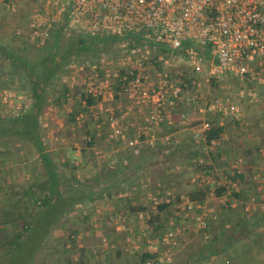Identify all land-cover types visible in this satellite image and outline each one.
Returning <instances> with one entry per match:
<instances>
[{
	"label": "built area",
	"instance_id": "built-area-1",
	"mask_svg": "<svg viewBox=\"0 0 264 264\" xmlns=\"http://www.w3.org/2000/svg\"><path fill=\"white\" fill-rule=\"evenodd\" d=\"M27 1L31 6L27 25L15 35L24 37L36 49L60 46L69 39H116L107 49L103 48L104 43H98L97 55L77 62L75 74L64 75L62 84L70 89L81 86L97 101L111 100L115 95L131 97L138 106H150L148 116L153 123L160 122L177 102L188 108L183 113L188 116V110L203 100L198 92L201 85H210L222 76L235 77L255 87L264 86V0ZM5 6L13 10L14 2H5ZM109 54H113L112 59ZM169 56L183 57L186 64H171ZM0 102L20 111L26 101L12 89L4 88L0 89ZM207 109L213 117L217 115L218 126L225 119H235L240 112L227 97L217 95L210 99ZM210 126L202 123L194 129L192 140L196 147L214 144V140L207 142L205 138ZM109 127L108 140L124 139L117 124L112 122ZM125 144L133 154L139 152L138 136L126 139ZM192 161L200 166L199 177L211 174L203 158L194 156ZM240 162L236 159L231 164L222 194L214 195L212 189L216 204L192 201L182 193L176 196L174 215L192 221L204 239L219 211L236 206L232 192L238 186L235 176ZM254 180L258 186L264 182L258 175ZM154 201L157 204L159 200ZM242 209L250 217L264 210V203L251 198ZM182 230L170 220L160 241L173 247ZM152 263L153 260H147L145 264ZM224 264L233 263L226 259Z\"/></svg>",
	"mask_w": 264,
	"mask_h": 264
},
{
	"label": "crops",
	"instance_id": "crops-1",
	"mask_svg": "<svg viewBox=\"0 0 264 264\" xmlns=\"http://www.w3.org/2000/svg\"><path fill=\"white\" fill-rule=\"evenodd\" d=\"M10 1L14 2V9L16 10L17 5L18 8L19 6L28 5L24 27L27 25L30 12L28 11L30 10V4L27 0H0V43L2 44H10L6 41L7 37H4L8 32L9 23L7 17L3 16V12H9L5 2ZM9 13L12 14L13 12L10 11ZM11 38L17 37L13 36ZM247 91H249V88L245 87L242 94L239 93L237 96L239 102L236 101V105L240 109L238 116L232 120L225 119L222 125L223 131L217 139H213L214 144L206 145L202 149L195 146L192 140V132L195 128L202 126V123L214 125L218 120L217 115L213 117L205 107L206 105L201 104L204 107L200 106V109L199 106L195 107L194 110L190 108L188 110L189 115L185 117L183 113L187 107L183 102H177L174 106L168 108L160 122L153 123L148 116L150 106H138L131 97L118 96L107 101H97L91 107L92 123L88 128L93 136V144L88 147L86 144L77 146L75 154L78 155V158L76 162L71 160L70 165L76 167V170L84 168L85 172H90L91 175H88L90 178L86 180L89 184L91 181L102 180L103 188L100 189L101 191L92 192L93 190H89L90 195L82 197L88 202L90 201V207H87V210L79 215L84 219L85 213L89 215L99 213L96 215H102L103 219L98 222L94 217L93 220H96V222L87 223L85 226L80 225L81 223L77 225L65 224V220L54 223L52 225L54 233H51L54 238L50 242L54 244L53 247L57 248L55 243L59 241L66 248L63 253L66 255L65 258L57 264H140L138 255L142 251L154 254L156 264H171L172 247L168 248L160 241L161 234H153L159 224L154 220L160 216L162 217L166 211V209L158 211V205L165 203L168 205V209L173 206L174 215L175 202L178 200L176 196L180 193L186 195L188 190L194 188H208L209 193L203 202L208 205L216 204L212 189L222 185L226 188L229 170L233 166L231 164L236 159L241 160L240 164H237L238 175H240L237 177L239 180L238 186L233 190L236 194L233 195L236 206L222 208L218 215H221L225 209L242 207L243 203L251 198L264 203V182L261 186H258L254 180L255 175L264 179V107L257 109L258 100L256 98L254 100L255 94L248 95L250 91ZM224 97H227L230 101L233 100L231 96ZM112 122L123 130L124 139L112 142L108 140L109 125ZM42 125L44 124L42 123ZM137 136L139 140L138 150L147 146L155 152L150 156V159H140L137 160L136 164H129L127 158L124 157V152L130 151L125 141ZM100 138L105 140V145L98 143ZM43 139L44 145L47 147L45 138ZM3 146V148L0 146V169L4 170L5 168L8 172L9 167L28 166L30 159L25 155L23 159L18 154V148L13 146V141H7ZM83 147L85 151L84 154H81L80 149ZM14 150H16L15 153ZM99 151L107 152V157L112 154V158L99 162L95 159L87 160L89 156L94 158ZM82 155L86 157L87 163L83 167H77L78 161H82ZM194 156L204 159L211 169V174L204 177L198 176L197 165H191ZM33 158L35 159V156ZM101 163L103 164L101 165ZM98 165L99 170L96 168ZM33 166H37V164L34 162ZM126 170L129 172L134 170V173L128 176L127 179L125 177L127 176ZM2 175L0 189L1 194H3L2 202L5 203V201L7 202V193L17 188H12L13 172ZM23 175V172H21L20 176ZM22 179L21 190L23 189L22 183L24 184ZM110 184L112 185L110 186ZM63 196L66 199L69 195L64 193ZM260 196L263 199H260ZM159 198H161L160 201L154 204V200ZM97 200H101V204ZM76 202L69 207L76 208L86 203ZM8 203L11 205L13 202L9 200ZM130 206H142V209L132 212ZM63 211L66 212L67 210ZM117 212L127 218H132V221L135 222L131 224L130 222H124V219H122L119 224L114 226V222L109 221L110 217L107 214ZM106 216L109 218L107 221ZM252 216H257L263 220L264 210H259L253 213ZM179 219L183 223H190L187 226H182L183 230L178 237V245L181 242L184 244L190 237H193L192 235L199 232L195 224L183 215H174L169 221L176 220L178 222ZM261 223L259 231L264 232V220ZM51 227L49 228L50 232ZM66 230H71L72 233L66 235L67 241H60L61 237L59 235H62V232ZM12 231L11 229V233ZM77 238H81V240H76ZM71 241H74L77 246L76 249L81 248L83 250L81 255L71 247ZM47 243L44 241V245H47ZM68 252L70 253L68 254ZM168 252H170L169 257L167 256ZM237 255L235 262H230L233 264H264V241L259 243L257 248H251ZM212 264L218 263L212 260Z\"/></svg>",
	"mask_w": 264,
	"mask_h": 264
},
{
	"label": "trees",
	"instance_id": "trees-1",
	"mask_svg": "<svg viewBox=\"0 0 264 264\" xmlns=\"http://www.w3.org/2000/svg\"><path fill=\"white\" fill-rule=\"evenodd\" d=\"M16 44L0 43V86L13 84L26 96L27 101L20 109L14 110L13 107L6 106L0 102V146L3 148L4 143L13 141L14 147L26 146V157L35 156L34 166L30 171V183L22 190H11L7 193V202L0 205V253H8L13 246H17L28 234L30 230L40 224L44 217L48 218L43 227L39 240L44 242L47 237L51 236L49 228L59 219L57 210L60 206L64 208L74 205L76 201H82V197H87L90 192H80L82 196L77 200L75 194L80 191L78 185L81 182L71 178L65 180L63 172L65 167H69L70 173L76 170L71 166V152L77 150V145L86 146L93 144V136L88 129L92 123L91 107L97 102L85 92L70 89L67 85H61V79L73 62L78 60L83 54H89L91 58L98 52V43H104L106 49L116 41L115 38H93V39H72L63 46L52 45L44 50H39L30 45L24 37L14 38ZM16 79H18L16 81ZM59 85L55 97L50 100L49 93L51 87ZM79 94L76 98L75 95ZM74 95V96H73ZM118 97V95H115ZM71 100V109L67 114V123L69 126L70 142L74 144L66 148L65 159L62 157L63 165L59 164V153L51 154L44 145L43 131L40 126V117L46 106L51 103L58 109ZM84 115H82V114ZM84 117L80 126H77L78 116ZM99 122V121H98ZM97 122V123H98ZM95 123V125H97ZM100 124V123H99ZM223 127L216 124L210 126L205 134L206 141L217 139L222 133ZM77 134V135H76ZM80 137L84 140H80ZM46 142V141H45ZM84 153V147L81 149ZM155 151L151 148L142 147L137 154L132 151L124 152L129 164H136L137 160L150 159ZM159 153V152H158ZM165 153V152H164ZM56 156V157H55ZM55 157V158H54ZM191 163V162H190ZM195 166V163H191ZM199 167L200 166H196ZM6 169H0V178L2 174H7ZM127 177L134 173V170H128ZM236 175L235 177H239ZM230 177V176H228ZM74 182L77 185H74ZM112 184H110L111 186ZM73 191V194H70ZM101 191V190H100ZM104 191V190H103ZM225 191L222 185L216 187L214 195H220ZM69 196L64 199L63 194ZM209 193L208 188H194L186 192V196L196 202H203ZM232 195H236L232 192ZM12 204L9 205V200ZM56 209V214L50 216V212ZM131 211L135 212L142 209V206H130ZM158 211L168 210V205L160 203ZM263 219V218H262ZM264 220V219H263ZM259 217L247 216L241 206L237 209H225L218 218L211 223L208 230V237L203 238L200 231L197 233L195 240L189 242L181 252L175 253L177 246H173L171 264H212V259L218 263L224 264L227 259L235 262L236 255L244 253L251 248H257L259 243L264 241V232L259 228L263 221ZM13 231L11 233V229ZM192 227V226H191ZM192 229V228H190ZM264 231V230H263ZM71 247L79 255L82 254L81 248L76 249L74 241H71ZM237 255V256H238ZM140 264H145L147 260H153L156 264L154 254L142 251L138 255ZM65 258V257H64ZM223 258V259H221ZM57 258L55 263L60 262ZM83 263L82 261H80ZM168 264V263H167Z\"/></svg>",
	"mask_w": 264,
	"mask_h": 264
},
{
	"label": "rangeland",
	"instance_id": "rangeland-1",
	"mask_svg": "<svg viewBox=\"0 0 264 264\" xmlns=\"http://www.w3.org/2000/svg\"><path fill=\"white\" fill-rule=\"evenodd\" d=\"M28 9V5H24V6H19L18 8V5H17V10L16 9H13V10H9V12H13L12 14H10L9 12L6 13V12H3V16L4 17H7V20H8V23H9V28H8V32L5 34L4 37H7V42H10L13 43L14 45L16 44L17 40L16 39H10V37H13V36H16L15 35V32L17 30H22L24 29V25H25V14L26 11ZM30 9H31V6H30ZM8 10V9H7ZM30 11V10H28ZM16 37H20V36H16ZM21 38V37H20ZM72 39H69L68 41H70ZM66 41V42H68ZM65 44V43H64ZM64 44H61L59 47L63 46ZM107 49V48H106ZM99 51V49H97ZM103 52V51H102ZM98 52L95 53V56L97 55ZM109 59H112L113 58V54H109L108 55ZM85 58H91V56L89 54H83L82 56H80L78 58V60H76L75 62H73L69 67L68 66V69L67 71L65 72V76L69 75L73 72V74H75V71H74V65L77 63V62H80V61H83ZM168 61L173 64V63H178V64H182V65H185L186 64V61L183 57H181L180 59L179 58H176V57H173V56H169V59ZM152 73L149 72V75L151 76ZM78 79V78H77ZM18 79H16L17 81ZM200 80V79H199ZM238 80V81H237ZM61 83V82H60ZM61 85H63L61 83ZM60 86L59 85H54L51 87V90H50V95H49V99L52 100L55 95H56V90H58L57 88H59ZM249 88V91L254 93V100L256 98L257 101V109L259 108H262L264 107V87L262 86H251L249 84H244L240 79L238 78H235V77H230V76H222L216 80H212V83L210 85H207V84H203L201 85V87L199 88L198 92L203 96V100L200 101L196 106H201V107H207L208 106V103L210 101V99L214 96H231L233 100H231V102L236 105V101L239 102V98L237 97L238 94L240 93V90H243L244 88ZM4 88H10L12 89L14 92H16L18 95H21L24 97V95L18 91H21L18 86H16L15 83L13 84H7V85H3V86H0V89H4ZM77 89L78 90V93H79V90L83 91V87L81 86H77V87H74L73 90ZM190 91L193 92V89H191ZM247 91V92H249ZM254 91V92H253ZM249 92V93H250ZM77 93V94H78ZM26 102H28L26 99H25ZM50 103L46 106L43 114L41 115L40 117V126H41V129L43 131V136L45 138V141H46V145H47V149L48 151L51 153V154H55L56 152H60L59 154V163L60 165L62 166L63 163L61 161V158L63 157L64 160L65 159V152L64 150L68 147L71 146H74V144L72 142H70V134H68L67 132L69 131V126L71 125H68L67 123V114L68 112L70 111L71 109V100L69 99V101L67 102V104L63 105V108L61 109H58L56 106H54L51 101H49ZM204 106H202V105ZM237 106V105H236ZM239 107V106H238ZM241 108V107H240ZM0 109H1V104H0ZM194 110V108H193ZM110 112V111H109ZM82 114V113H81ZM83 115V114H82ZM84 116V115H83ZM84 119V117H81L78 116V123L76 124L77 126H80L81 125V122L82 120ZM105 120V119H104ZM42 123L44 125H42ZM77 135V134H76ZM80 140L82 141V137H80ZM84 141V140H83ZM110 141V140H109ZM112 142V141H111ZM111 142H109L111 144ZM100 143L101 145H105L106 142L104 139H101L100 138ZM86 143H83V145H80V146H84ZM79 146V144L77 145ZM18 148V154L20 156H24L26 155L27 153V149H26V146L25 145H22V147H17ZM82 149V148H81ZM80 149V150H81ZM16 152V150H14V153ZM76 151H72L71 154L73 156L70 157L72 161H75L77 160L78 158V155L75 154ZM81 154H84L81 152ZM108 156V153L107 152H101L99 151L98 154L95 155L94 158L92 157H87V160H97V162L101 161V160H106L107 158H112V154H110V157H107ZM56 157V156H55ZM16 158V157H14ZM21 158V157H20ZM24 159V157H23ZM0 160H1V153H0ZM22 160V159H21ZM82 161H78V165H76L77 167H83L84 164H86L87 160H86V157H84V155H82V158H81ZM8 161V160H7ZM14 161V160H12ZM1 162V161H0ZM34 162H35V159L33 158V156H31L30 158V163H28V166L27 167H23L22 166H13V167H9V170L8 172L11 174L13 172V180L12 181V188H17V189H12V190H21V179L23 180L24 184L22 183V188L24 189V187L26 185H28L30 182V178L29 176L31 177L30 173H29V170H31L34 166ZM27 164V163H26ZM99 164V163H98ZM103 163H101L102 165ZM25 166V165H24ZM99 165L96 167L97 170L98 169ZM65 172H63V177L65 180H69L71 178V176L73 175L75 177V180L78 182H81L80 185H78L80 191L77 192V194H75V198H77V200L82 196V194H80V192H86V191H89V190H93L92 192H97L99 191L101 188H103V182L102 180H99V181H91L90 184L87 183V179L90 178L88 177V175H91L90 172H85L84 168H80L79 170H75V172L73 173H70V170H69V167H65ZM96 170V169H95ZM25 171V172H24ZM7 172V173H8ZM23 172V176L21 177L20 176V173ZM87 174V175H86ZM29 178V179H28ZM77 183L74 182V185H77ZM9 189V188H8ZM72 193L70 194H73L74 192L73 191H70ZM2 196L3 194H1V189H0V205L3 204L2 202ZM161 198H159L158 200L160 201ZM84 202H86L85 204L83 205H80V206H77L76 208L73 207H66L64 208V206H60L57 210H59L58 212V215L60 216L59 219L57 220L58 222H60L61 220H65V224H79L81 223L80 225H86L87 223H91V222H96V220H93L94 217L98 220V222L102 221L103 219V216L101 215H96V214H99V213H94L93 215H89L87 213L84 214V219L81 218V215L83 212H85L87 209V207L89 208V202L83 198ZM97 201H101V200H97ZM84 202H81V203H84ZM94 203V202H93ZM101 204V202L99 203ZM102 208V206H101ZM100 208V209H101ZM63 210H67L66 212H64ZM173 206H171L168 210L165 211V213L163 214V216L159 217L158 219L154 220V222H157L159 223L157 225V229L153 232L154 235H160L162 234L163 230L168 226V223L170 222L169 219L171 217H173ZM56 214V209L54 208L52 210V212H50V216ZM81 214V215H79ZM109 217H110V220L111 222H114L113 224H115L114 226H116V224H119L122 219H124V222H130L131 224L134 223L135 221H132V218H127L125 217L123 214H121L120 212H117V213H114V214H110L108 213L107 214ZM77 217V218H76ZM106 218V221L107 219V216L105 217ZM48 218L44 217L40 220V224L36 225L33 230H30L27 234V236L21 241L19 242V244H17V246H13L10 251L8 253H0V264H57L54 262V260L57 258V259H61V261H63L64 259V255L63 253L65 252V247L64 245H61L60 242H56L55 244L57 245V248L53 247L54 244H52L50 242V240H52L54 238V235L52 234L50 237H47L45 239L47 243V245L45 244L44 245V242H41L39 240L40 238V235L42 233V230H43V227L45 225H42V223H46V220H48ZM112 219V220H111ZM129 219V221H128ZM176 222V220H175ZM186 222V221H185ZM190 222H186V223H183L180 221L176 222V224L179 226V227H182V226H187V224H189ZM160 227V228H159ZM51 233H54L53 232V226L51 227ZM61 233V232H59ZM69 233H72L71 230H66L65 232H62V235H59V237H61L60 241L62 240H66V235H68ZM79 233V231H78ZM82 233V232H80ZM82 235V234H81ZM58 236V235H57ZM80 236V235H79ZM193 237L190 239H188L184 244H181L178 245L176 243L177 248H176V254L177 252H181L183 250V248L189 243L191 242L192 240H195V237L197 236V234H194L192 235ZM76 240H81V238H77ZM179 240V239H178ZM177 240V242H178ZM51 243V244H49ZM174 245V247L176 246ZM76 246V245H75ZM77 247V246H76ZM173 249V248H172ZM172 252V253H174ZM70 252H68L69 254ZM7 254V255H6ZM170 255V252H168V257ZM166 256V257H167ZM167 257V258H168ZM223 259V258H221ZM215 261V259H212ZM218 263V262H217ZM220 264V263H218Z\"/></svg>",
	"mask_w": 264,
	"mask_h": 264
}]
</instances>
